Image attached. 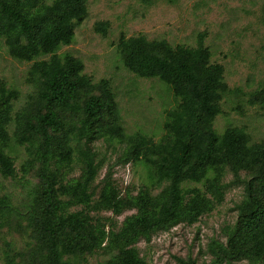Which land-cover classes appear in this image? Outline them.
<instances>
[{
    "label": "trees",
    "instance_id": "trees-1",
    "mask_svg": "<svg viewBox=\"0 0 264 264\" xmlns=\"http://www.w3.org/2000/svg\"><path fill=\"white\" fill-rule=\"evenodd\" d=\"M87 2L0 0V38L14 59L33 62L30 76L37 85L34 100L14 119L20 93L0 81V172L7 178L16 176L15 160L8 153L13 144L26 147L32 157L23 166L24 174L39 164L40 186L29 222L43 264H73L64 258L93 252L107 237L119 250L108 264H147L133 246L177 223L192 225L213 210L215 201L223 202L228 168L236 175L245 171L251 176L245 181V199L226 243L214 241L209 246L214 257L211 264L243 259L264 264V140L252 144L249 134L239 127H228L221 134L216 131L220 102L230 89L223 66L211 61L205 35H200L196 48L144 35L120 40L126 68L139 77L159 79L179 100L168 111L164 126L168 140L155 144L145 135L124 132L108 80L94 84L80 59L70 53L57 54L74 43L77 26L88 16ZM96 31L105 35L108 23L97 24ZM47 56L48 60H39ZM15 121L11 135L9 127ZM100 139L125 142L129 159L145 165L151 162L158 182L167 183L160 195L143 190L128 201L120 196L111 176H106L96 208L116 214L126 206L138 210L119 233H107L100 224L93 226L83 211L68 210L87 207L96 196L93 185L101 161L93 144ZM75 153L83 164V175L59 187ZM188 182L203 184L207 191H185L183 185ZM8 204V198L0 199V218ZM178 262L197 264L193 259Z\"/></svg>",
    "mask_w": 264,
    "mask_h": 264
},
{
    "label": "rangeland",
    "instance_id": "rangeland-1",
    "mask_svg": "<svg viewBox=\"0 0 264 264\" xmlns=\"http://www.w3.org/2000/svg\"><path fill=\"white\" fill-rule=\"evenodd\" d=\"M87 6L88 16L77 26L74 43L62 47L57 54L70 53L80 59L84 73L94 84L101 80L110 82L120 111V124L127 135H145L155 144L168 140L164 128L168 111L175 109L179 100L159 79L142 78L126 68L119 48L121 38L144 35L149 40L164 39L173 46L196 48L200 35L204 34L205 46L212 53L211 61L223 66L230 89L220 102L221 113L214 123L216 131L221 134L228 127H239L249 134L252 144L264 140V101L255 97L264 99V0H88ZM101 22L108 23L105 35L96 31ZM32 65L33 62L14 59L0 38V81L20 93L14 103V119L36 96L37 85L30 76ZM15 129L16 121L9 127L11 135ZM93 148L101 161L93 185L96 196L91 205H77L68 210L83 211L92 218L93 226L100 224L107 233H119L138 210L126 206L116 214L96 208L106 176H111L120 196L128 201L143 190H149L152 196L160 195L167 183L158 182L151 162L145 165L129 159L125 142L100 139ZM8 153L15 160L16 176L7 178L0 172V199L8 198L9 202L8 210L0 218V264L10 261L43 264L29 222L40 186L39 164L24 174V164L32 159L30 152L13 144ZM70 167L59 187L81 179L83 164L76 153ZM227 171L223 179L224 200L215 201L212 211L192 225L177 223L155 232L149 239L141 238L133 246L147 264H180L178 259L212 263L214 257L209 246L214 241L226 243L245 199V181L251 176L245 171L237 175L229 168ZM183 188L207 191L203 184L190 182ZM109 238L93 252L66 256L64 260L73 264H108L119 254ZM228 264L255 263L243 259Z\"/></svg>",
    "mask_w": 264,
    "mask_h": 264
}]
</instances>
